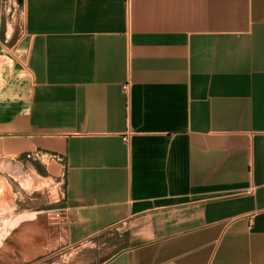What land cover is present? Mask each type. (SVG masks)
Segmentation results:
<instances>
[{"label": "crops", "instance_id": "1", "mask_svg": "<svg viewBox=\"0 0 264 264\" xmlns=\"http://www.w3.org/2000/svg\"><path fill=\"white\" fill-rule=\"evenodd\" d=\"M13 2L0 154L60 158L44 163L63 194L19 211L6 252L264 264V0Z\"/></svg>", "mask_w": 264, "mask_h": 264}, {"label": "rangeland", "instance_id": "2", "mask_svg": "<svg viewBox=\"0 0 264 264\" xmlns=\"http://www.w3.org/2000/svg\"><path fill=\"white\" fill-rule=\"evenodd\" d=\"M19 18L21 17L16 18V22ZM2 21L4 23L6 17H3ZM44 162L47 163L46 160L31 159L28 155H24L21 161L18 157L11 158L0 154V227L2 230L4 229L1 226L3 220L10 218L12 214L34 215L31 211L19 212L24 207L30 210L44 205L49 209L55 206V200L59 193L54 181L45 169ZM23 224L29 225V221ZM13 245L14 229L2 240L0 264H20L19 260L15 258L13 250L6 252V250L13 249ZM87 264H94V262L88 261Z\"/></svg>", "mask_w": 264, "mask_h": 264}, {"label": "built area", "instance_id": "3", "mask_svg": "<svg viewBox=\"0 0 264 264\" xmlns=\"http://www.w3.org/2000/svg\"><path fill=\"white\" fill-rule=\"evenodd\" d=\"M12 7H15L13 0H1V12L2 13H5L6 10H8V12H10L11 9H9V8H12ZM11 13H13V12L11 11ZM17 28H18L19 31L23 30L22 18H19V20L17 22ZM124 88H127V85H124ZM28 157L31 158V159H37V160H41V161H43L44 159H46V160L55 159L56 161H61V159L58 158V157H55L53 155L46 154L45 152H41V151H37V150L29 153ZM62 190H63V188L60 186V188L58 190L59 195L63 194Z\"/></svg>", "mask_w": 264, "mask_h": 264}, {"label": "bare ground", "instance_id": "4", "mask_svg": "<svg viewBox=\"0 0 264 264\" xmlns=\"http://www.w3.org/2000/svg\"><path fill=\"white\" fill-rule=\"evenodd\" d=\"M34 215L32 214H25V215H15L12 214V216L6 220H3L4 222L3 225L1 224L2 227H4V229L2 230L0 227V246L2 244V240L8 235L10 234L11 230H13L17 224L19 225V222L21 220H26V219H31Z\"/></svg>", "mask_w": 264, "mask_h": 264}, {"label": "flooded vegetation", "instance_id": "5", "mask_svg": "<svg viewBox=\"0 0 264 264\" xmlns=\"http://www.w3.org/2000/svg\"><path fill=\"white\" fill-rule=\"evenodd\" d=\"M46 204V203H45ZM18 205V204H17ZM44 208L46 209V210H49V208L46 206V205H44ZM26 264H34L33 262H28V263H26Z\"/></svg>", "mask_w": 264, "mask_h": 264}]
</instances>
